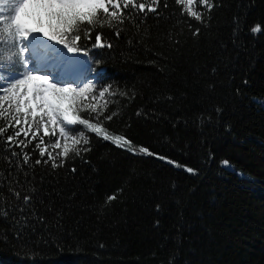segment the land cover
<instances>
[{"label": "trees", "instance_id": "1", "mask_svg": "<svg viewBox=\"0 0 264 264\" xmlns=\"http://www.w3.org/2000/svg\"><path fill=\"white\" fill-rule=\"evenodd\" d=\"M208 5L80 32L103 132L77 124L88 143L56 168L0 135V264H264V0Z\"/></svg>", "mask_w": 264, "mask_h": 264}, {"label": "snow or ice", "instance_id": "2", "mask_svg": "<svg viewBox=\"0 0 264 264\" xmlns=\"http://www.w3.org/2000/svg\"><path fill=\"white\" fill-rule=\"evenodd\" d=\"M199 2L210 9L208 0H199ZM159 3L160 0H139V2L137 0H0V120L6 121L4 125H0V135H3L8 128L14 129L13 134L6 137V142L9 145L15 144L16 147L26 148L33 140H38L35 149L39 150L40 159H36L34 163L36 165L42 162L51 163V166L56 168L62 166L63 160L69 155L70 146L67 142L70 140L71 145L81 143L83 132L76 130L77 124L86 126L88 130L98 134L103 132L102 127L94 123L92 119L77 115L71 107L68 109L60 107L59 104L50 101L46 93L51 92L55 99L60 101L66 99L68 93L73 94L74 99L81 97L91 87L88 83L82 86L77 84L75 87L60 86L64 83L71 85L75 79L83 75L82 67H74L87 63L76 56L81 51L84 56L88 55L86 50L77 46L81 40V31L84 32L85 38H91V31L95 27L103 28L106 24L112 27L114 23L117 26L124 24L126 16L132 15V13L126 14L125 9L131 7L138 13H144L146 10L156 12ZM176 3L184 6L182 12H187L196 20H202L201 14L192 8L194 0H176ZM30 6H38L45 10L50 28L53 20L57 22V29L51 34L43 32V36L47 40L63 45L68 53H73L72 57H68L63 49L54 50L57 59L68 69L63 75H54L45 70L48 66L43 63L42 53L48 46L39 36L33 35L34 32L42 31L40 18L37 16L35 22L38 26L35 28L25 20V16L28 15L25 9ZM164 6L167 7L166 4ZM53 9L59 10L52 11ZM85 23L89 27L81 29L80 25ZM253 31H260L259 26ZM69 33L72 34L70 37ZM115 34L119 36L120 30L117 29ZM107 46L111 47L110 44ZM94 47H105L102 43V34L99 32L95 36ZM26 53L31 54L26 56ZM99 75L97 73V76ZM50 76L52 82L49 80ZM104 94V90L99 92L100 97ZM96 111L97 109L93 107L92 112ZM111 118V116L107 117V119ZM41 131L43 136L39 135ZM50 135L57 136V139L47 144L44 137ZM21 136L24 137L23 140L19 139ZM103 138L110 139L107 134H104ZM111 139L118 147L122 146L121 142L130 143L121 136ZM83 143L87 144L88 141L83 139ZM61 148L62 150L54 155V151ZM140 151L147 150L141 148ZM11 154L12 156L21 155L16 152ZM76 154L79 155L78 149ZM57 155L62 158L60 164L56 162ZM45 156L47 160H43ZM30 160L28 153H22V161H19L21 168ZM22 192H24L22 186L19 190L14 189L16 199L19 201L22 198L24 207H27L30 205L32 196L26 194L22 196ZM20 210L23 211L24 208Z\"/></svg>", "mask_w": 264, "mask_h": 264}, {"label": "rangeland", "instance_id": "3", "mask_svg": "<svg viewBox=\"0 0 264 264\" xmlns=\"http://www.w3.org/2000/svg\"><path fill=\"white\" fill-rule=\"evenodd\" d=\"M197 5L202 6L200 4L199 0H194V3L192 5V8L194 11H197ZM32 7H33V9L30 12V14L25 9V12L28 14L27 16H25V20H26V22H28V19L32 18L33 21H36L37 16L40 18V20L42 21V25H41L42 31L37 32L38 34H42L43 32H49L51 34L54 30L57 29L58 25H57V22L55 20L52 21V27L51 28L49 27L48 18L45 15V10L43 8H40L38 6H32ZM58 10L59 9H53L52 11H58ZM6 11H7V9H6ZM37 26L38 25L36 24V27ZM68 35L70 37L71 33H69ZM69 43H71L70 38H69ZM61 46L63 47V45H61ZM25 55L27 56V53ZM84 58L86 59L85 61H87V64H88V60H87L86 56H84ZM95 78H96L95 73L93 71L91 73V69H89V71L84 75V77L81 80L74 82L71 85H69L68 83L60 85L63 87H67V86L75 87L77 84H80L82 86L84 83H88L91 87L88 90H86V92L81 97H76L74 99L73 94L68 93V94H66L67 95L66 99L57 101L51 92L46 93V96L50 101H52L53 103L59 104V106L64 108V109H68L70 107L73 108L77 115H80L82 112H85L86 118H91L93 120V122L95 123L96 120L98 119V115L100 113V110L103 107V103H104V99H105L104 96L103 97L99 96V92L101 90L95 84ZM105 94H106V92H105ZM93 97H95V99ZM93 107H95L97 109L96 112H92ZM50 127H54V126H50ZM56 131H57V135H58V129ZM104 134L105 133H102V135H104ZM39 135L42 136L43 132L41 131ZM46 137H47V139L44 141L47 144H50L53 141H55V139H57V136H51L50 135V136H46ZM83 137H84V135H83ZM29 138H31V137H29ZM63 143H64V141L62 140L61 141L62 146H63ZM67 143L69 144V146H72L70 140ZM121 143H123V142H121ZM49 150L53 151L52 149H49ZM61 150H62V148L55 150L54 155L56 153L60 152ZM222 165L225 166L226 168H230V169L232 168V166L227 162H223ZM237 174L240 177H244V178L249 177L248 174H246L242 171H237Z\"/></svg>", "mask_w": 264, "mask_h": 264}, {"label": "bare ground", "instance_id": "4", "mask_svg": "<svg viewBox=\"0 0 264 264\" xmlns=\"http://www.w3.org/2000/svg\"><path fill=\"white\" fill-rule=\"evenodd\" d=\"M32 9H33V7L30 6L29 8L26 9V11L30 14V12L32 11ZM27 23H28L31 27H33V28L36 27V22L33 21L32 18H29ZM38 35H39L40 39L42 38L43 40H45V41H49V42H51V43H52V42H55V41L47 40V38H46L45 36H43L42 34H38ZM58 49H60V47H57V48H56V50H58ZM66 55H67L68 57H72V56H73V53H67ZM76 56L79 57V59L82 60V61H85V60H86L81 52H78V53L76 54ZM57 64H58V66H59V68H60V75H63L64 72L67 71L68 69L65 68L64 65H63L61 62H59V63H57ZM84 65H85V64L80 65V66H74V67H82V69H83ZM86 65H87V63H86ZM83 70H84V69H83ZM49 80H50V82H52L51 79H49ZM78 81H79V80H78ZM64 84H66V83H64ZM71 84H72V83H71Z\"/></svg>", "mask_w": 264, "mask_h": 264}]
</instances>
